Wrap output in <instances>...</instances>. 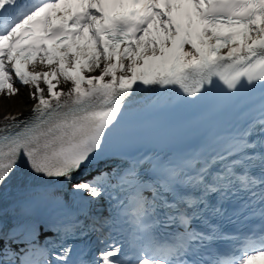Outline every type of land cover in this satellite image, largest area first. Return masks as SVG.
I'll return each instance as SVG.
<instances>
[{
  "label": "snow or ice",
  "instance_id": "6c2138e0",
  "mask_svg": "<svg viewBox=\"0 0 264 264\" xmlns=\"http://www.w3.org/2000/svg\"><path fill=\"white\" fill-rule=\"evenodd\" d=\"M16 84L29 86L33 105L24 120L0 118V185L21 161L71 182L141 115L197 107L209 120L195 148L72 183L74 193L115 201L101 227L128 229V247L101 239L93 264L264 255V0H0V94H17ZM225 218L242 227L223 231ZM37 235L34 222L17 225L13 239L27 247L0 249V264H52ZM70 251L51 255L69 264Z\"/></svg>",
  "mask_w": 264,
  "mask_h": 264
},
{
  "label": "bare ground",
  "instance_id": "6f19581e",
  "mask_svg": "<svg viewBox=\"0 0 264 264\" xmlns=\"http://www.w3.org/2000/svg\"><path fill=\"white\" fill-rule=\"evenodd\" d=\"M14 86L19 89L17 94L12 96L0 94V116L6 113L22 112L27 110L30 106V101L26 93V87L21 85ZM90 202V204H95L97 199L91 200Z\"/></svg>",
  "mask_w": 264,
  "mask_h": 264
}]
</instances>
